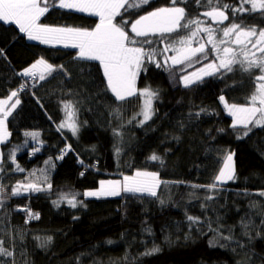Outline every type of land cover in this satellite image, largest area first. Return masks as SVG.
Listing matches in <instances>:
<instances>
[{
  "label": "trees",
  "instance_id": "16d2710c",
  "mask_svg": "<svg viewBox=\"0 0 264 264\" xmlns=\"http://www.w3.org/2000/svg\"><path fill=\"white\" fill-rule=\"evenodd\" d=\"M217 2L239 7L241 0H213V5ZM48 3L43 23L88 29L100 23L93 14L59 7V0ZM172 6L173 0H149L123 9L114 21L136 41L130 46L153 52L136 79L138 90L156 93L153 114L144 123V97L138 91L118 101L99 61L78 57L73 47L31 41L15 23L0 21V97L15 91L20 100L8 117L11 138L0 155V241L12 253L0 257V264H264V196L259 194L264 191V124L232 127L233 117L220 100L225 96L230 103L246 104L260 72H245L236 64L232 72L221 70L185 87L187 71L219 63L208 34L192 38L190 46L205 42L206 50L186 69L172 65L168 53L189 47L179 41L194 26L147 37L131 32L140 16ZM175 6L185 8L182 24L201 20V27L215 30L217 42L233 22L264 27L260 12L233 16L229 8V19L218 24L203 15L210 10L208 0H176ZM225 46L232 45H220ZM40 58L56 70L18 93L28 78L23 70ZM69 101L78 125L75 135L60 127L68 120L64 103ZM32 132L38 135H25ZM65 146L70 147L67 155ZM230 152L235 153V180L204 187L214 182ZM153 154L161 160L152 161ZM137 170L158 173L155 196L84 195L103 179ZM18 183L39 184L41 191L13 194ZM73 198L76 207L68 203ZM27 208L40 212L39 219L27 223ZM154 247L159 251L151 252Z\"/></svg>",
  "mask_w": 264,
  "mask_h": 264
},
{
  "label": "snow or ice",
  "instance_id": "6c2138e0",
  "mask_svg": "<svg viewBox=\"0 0 264 264\" xmlns=\"http://www.w3.org/2000/svg\"><path fill=\"white\" fill-rule=\"evenodd\" d=\"M149 0H59V7L66 9H76L81 12H89L99 16L100 23L94 29H80L72 27H51L40 23V18L49 11L48 0H0V21L13 22L19 26V30L26 33L30 39L39 40L44 44H68L79 48V56L97 60L103 67V74L107 79V87L114 94L118 101H124L127 97L137 94L145 97L142 112L143 120L141 123L151 119L152 99L156 93L145 88L137 90L136 77L141 69L144 58L147 56L149 60L153 58V52H146L143 47H134L136 41L129 38L128 32L124 27L115 23V19L120 15L121 9L136 8L141 5L148 4ZM200 3V0H197ZM210 10L203 13L204 16L210 17L218 24H222L228 20L226 11L231 8L233 16L238 12H260L264 16V0H241L239 7L224 4L220 6L217 2L213 5V0H208ZM250 5L245 8L244 5ZM176 0H173L172 7L157 8L140 16L131 23V32L137 37H147L149 34H165L176 32L181 27L188 28L194 26L195 30L190 33L187 38H181V45L188 44L189 47H181L175 49L176 56L171 57L172 64H181L195 57L197 53H204L205 44L201 43L198 47L190 46L192 38L196 37L199 32L208 34L207 43L212 45V50L216 52L219 63L215 61L206 64L197 72L182 77L185 87L202 80L204 76H212L224 72H232L233 66L239 64L243 71L251 72L252 69H258L260 75L255 79L257 81L255 91L248 98L245 105L228 104L225 101V108L233 117L232 127L242 125L248 128L250 124H264V27L256 25L244 26L242 23H231L230 26L222 29L224 39L218 42L214 38V29L212 27H201L202 21L199 19H190L182 24L185 20V8L177 7ZM126 23V22H124ZM150 43V42H149ZM231 44L232 46L220 45ZM166 46L164 51H167ZM154 51V50H153ZM38 66H42L44 72L51 74L56 69L43 58L38 59L30 68L23 70V75H35ZM160 66L159 64L157 65ZM62 67V66H61ZM44 72H41L39 78L45 79ZM24 85H21L23 88ZM17 92L13 91L8 100L16 97ZM224 101L223 96L220 97ZM6 100H0V141L7 139L6 120L11 115L12 109L19 104V99L5 109ZM64 107L68 110V120L62 122L60 127L69 128L75 135L78 132V125L74 119L75 110L71 102H65ZM26 136L35 138L38 133H25ZM247 135V132H245ZM150 159L152 161L161 160V158L153 154ZM233 155L228 154L224 159L223 167L219 174L214 178V182L204 187L216 188L217 181L223 182L233 180L235 178L233 168ZM83 175V173H82ZM160 181L158 173L137 170L134 175L124 176L123 181L108 180L100 181V187L94 191H87L85 196L105 197L116 196L121 191L132 193H148L152 196L156 195V189ZM51 187V185H49ZM195 187V186H194ZM3 186L0 185V191ZM21 190L41 191L39 184L27 183L20 184L13 189V194L19 193ZM264 196V191L259 193ZM211 197H209L210 199ZM72 207H76L75 198L68 201ZM190 221L195 222L198 218L188 217ZM231 239V237H223ZM51 240V238H48ZM213 241H210V244ZM159 251L154 247L151 252ZM145 253V254H151ZM12 253L3 247V241H0V257L11 256Z\"/></svg>",
  "mask_w": 264,
  "mask_h": 264
},
{
  "label": "rangeland",
  "instance_id": "374dc122",
  "mask_svg": "<svg viewBox=\"0 0 264 264\" xmlns=\"http://www.w3.org/2000/svg\"><path fill=\"white\" fill-rule=\"evenodd\" d=\"M41 6H43L42 4H41ZM123 9H121V11H122ZM86 13H89V12H86ZM90 14H92V13H90ZM94 15V14H93ZM145 15V14H144ZM95 16H97V15H95ZM99 17V16H98ZM42 18V17H41ZM41 18H40V23H42V24H45V25H48V26H51V27H70V26H60V25H51V24H46V23H43V22H41ZM72 28H80V27H72ZM80 29H88V28H80ZM94 29V28H93ZM88 30H92V29H88ZM27 35V34H26ZM150 35H152V34H150ZM27 37H28V35H27ZM28 39L29 40H31V41H38V42H41V41H39V40H33V39H30L29 37H28ZM203 44H205V42H202ZM48 45H55V46H57V47H59V46H61V47H73L70 43H68V44H48ZM200 45V44H199ZM198 45V46H199ZM198 46H191L192 48H196V47H198ZM205 46H206V44H205ZM73 48H76V49H78V57H80L79 56V48H77V47H73ZM147 52V51H146ZM199 54H201V53H197L196 54V56L195 57H193V58H191L190 60H188V61H184L183 63H181V64H175V65H183L184 66V68H189V67H191L193 64H195V61H196V57L199 55ZM177 55V52L176 51H174V52H169L168 53V59H169V62L172 64V61H171V57H173V56H176ZM82 58V57H81ZM87 58V57H86ZM87 59H89V58H87ZM213 61H215L217 64H218V62L216 61V60H213ZM213 61H209V62H206V63H204V64H201V65H199V66H197V67H194L193 69H190L189 71H187L183 76H185V75H189V74H191V73H193V72H197L200 68H203L206 64H208V63H212ZM172 65H174V64H172ZM31 67V66H30ZM30 67H28V68H30ZM36 71H38L40 74H41V72H44V69H43V67L42 66H38V68L36 69ZM47 74V72H44V75H46ZM138 76V75H137ZM205 77H207V76H204L203 78H205ZM202 78V79H203ZM136 79H137V77H136ZM182 82H183V80H182ZM184 84V83H183ZM136 88H137V86H136ZM138 90V89H137ZM9 97V96H8ZM8 97H4V98H1L0 97V100H6L7 101V104L5 105V109H7V108H9V107H11V105L13 104V103H15L16 102V100L17 99H19L17 96L16 97H12V99L11 100H8ZM144 97V96H143ZM224 98H225V100L224 101H222V103L223 104H225V101L228 103V104H237V105H245V104H241V103H230L228 100H227V98L225 97V96H223ZM144 100H145V97H144ZM19 102H20V100H19ZM17 107V106H16ZM15 107V108H16ZM153 107V106H152ZM14 108V109H15ZM14 109H12V112L14 111ZM228 111V110H227ZM11 112V113H12ZM228 113H229V111H228ZM230 114V113H229ZM231 115V114H230ZM10 116V115H9ZM8 116V117H9ZM8 117H7V120H6V127H7V132L9 133V135L7 136V139H5V140H3V141H0V155H1V151H2V144L4 143V142H6V141H8L10 138H11V133H10V130H9V128H8ZM228 154H232L233 155V161H232V164H233V168H234V175H235V178H236V159H235V153L234 152H230V153H228ZM223 167V166H222ZM1 170H2V166L0 165V172H1ZM135 174V173H134ZM124 176H126V175H124V174H122L121 176H119V177H114V178H108V179H103L104 181H108V180H119V181H123V177ZM127 176H131V175H127ZM235 178L233 179V180H226V181H223V182H219V181H217V183H220V184H230V183H232L234 180H235ZM160 181V180H159ZM100 187V185L99 186H97V187H93V188H88V189H86L85 190V192H87V191H94V190H96V189H98ZM157 189H158V187H157ZM157 189H156V191H157ZM84 192V193H85ZM124 192L123 191H121L120 192V194L119 195H116V196H120V195H122ZM116 196H105V197H116ZM85 197H87V198H104V197H90V196H85ZM76 204H77V202H76Z\"/></svg>",
  "mask_w": 264,
  "mask_h": 264
},
{
  "label": "built area",
  "instance_id": "2783aa9c",
  "mask_svg": "<svg viewBox=\"0 0 264 264\" xmlns=\"http://www.w3.org/2000/svg\"><path fill=\"white\" fill-rule=\"evenodd\" d=\"M39 80V74L38 72L35 70V75H31L28 76V78H23L22 83L20 84V86L17 88L18 93H22L28 89L33 88L34 86H36L37 82ZM21 85H24L23 88H21ZM36 149H40V146H36ZM62 153L63 155H67L70 153V147L65 146L62 149ZM34 154V153H31ZM40 217V212H36L31 208H28V214H27V218H26V222L29 223L31 221L37 220Z\"/></svg>",
  "mask_w": 264,
  "mask_h": 264
},
{
  "label": "water",
  "instance_id": "95a60500",
  "mask_svg": "<svg viewBox=\"0 0 264 264\" xmlns=\"http://www.w3.org/2000/svg\"><path fill=\"white\" fill-rule=\"evenodd\" d=\"M26 208H21L20 210L25 211Z\"/></svg>",
  "mask_w": 264,
  "mask_h": 264
},
{
  "label": "crops",
  "instance_id": "0c3cea01",
  "mask_svg": "<svg viewBox=\"0 0 264 264\" xmlns=\"http://www.w3.org/2000/svg\"><path fill=\"white\" fill-rule=\"evenodd\" d=\"M80 58H81V57H80ZM82 58L87 59L86 57H82Z\"/></svg>",
  "mask_w": 264,
  "mask_h": 264
},
{
  "label": "bare ground",
  "instance_id": "6f19581e",
  "mask_svg": "<svg viewBox=\"0 0 264 264\" xmlns=\"http://www.w3.org/2000/svg\"><path fill=\"white\" fill-rule=\"evenodd\" d=\"M26 218H27V216H26Z\"/></svg>",
  "mask_w": 264,
  "mask_h": 264
}]
</instances>
